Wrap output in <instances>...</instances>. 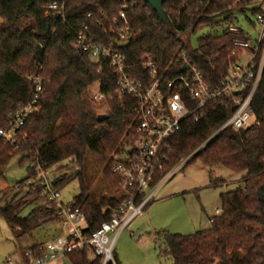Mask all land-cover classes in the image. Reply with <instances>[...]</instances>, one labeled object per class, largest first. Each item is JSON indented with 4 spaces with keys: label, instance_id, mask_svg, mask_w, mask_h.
Listing matches in <instances>:
<instances>
[{
    "label": "trees",
    "instance_id": "trees-1",
    "mask_svg": "<svg viewBox=\"0 0 264 264\" xmlns=\"http://www.w3.org/2000/svg\"><path fill=\"white\" fill-rule=\"evenodd\" d=\"M49 0H0V128L8 129L18 109L33 95L31 77L40 74L44 93L41 108L34 112L15 143L0 137V177H6L14 156L28 163L27 176L2 192L5 205L0 213L8 221L18 243L34 237V231L59 220L58 207L42 194V187L30 182L39 166L47 169L68 159L78 164L81 192L72 202L83 213L87 235L107 220L111 210L124 198L121 180L113 171L119 155L127 152L134 130L137 100L116 91L118 76L107 61L92 60L72 45L81 32L96 41L116 44L125 54L131 71L139 79L152 81L143 61L155 62L164 81L189 75L185 64L177 60L185 53L190 64L203 74L212 89H219L231 68L239 64L241 48L236 38H245L239 13L262 12L255 0H165L172 26L168 30L151 5L143 0H57L65 3L63 15H48ZM133 36L117 43L125 20ZM252 23H254L252 21ZM232 25L241 28L236 34ZM207 32L193 48L188 41L200 28ZM264 45L253 68L258 71ZM244 52V51H243ZM98 84L108 103V117L98 119L89 88ZM247 92H244L246 94ZM237 95V94H236ZM238 103L231 94H223L200 110L199 120L187 118L171 138V150L165 168L154 184L174 170L183 160V168L196 160L208 167L223 165L244 172L243 185L221 194V213L211 218V226L191 234L156 232L161 253L172 257V264H264V66L252 100L257 122L235 129L222 125L233 115ZM92 155L96 167L103 170L113 194L91 190L86 177V162ZM73 175L53 180L63 188ZM25 194L15 192L16 187ZM35 207L26 216L19 212L28 204ZM38 244L21 249V262L29 264L26 251L40 253ZM88 248L69 253L67 264H101V257H91ZM93 254V253H92ZM111 264V263H109Z\"/></svg>",
    "mask_w": 264,
    "mask_h": 264
},
{
    "label": "built area",
    "instance_id": "built-area-1",
    "mask_svg": "<svg viewBox=\"0 0 264 264\" xmlns=\"http://www.w3.org/2000/svg\"><path fill=\"white\" fill-rule=\"evenodd\" d=\"M255 4L263 9L255 14L256 22L260 24L259 37L253 40L249 33L244 32L245 38H236L234 42L244 54L248 52L252 57L247 65L240 62L233 66L219 89L210 87L200 70L189 63L187 55L183 52L177 60L185 64V67L188 66V76L179 75L164 81L162 77L157 76L155 62L146 59L143 61V67L149 70L153 79L147 81L132 74L125 54L117 49L115 43L96 41L83 32L73 39L72 45L86 52L92 60L109 63L113 73L119 78L116 89L119 95H130L137 100L134 108V130L130 136L128 150L118 156L113 166V171L121 180L120 192L124 198L115 208H103V213L111 210V214L98 229L87 235L83 232L87 226L83 213L73 203L66 204L61 200V190L55 188L54 179L49 177L50 168L39 166L37 176L30 179V182L40 185L42 194L58 207L59 220L56 224L61 233L38 243L39 256H36L33 250L26 251L29 264H57L61 258L68 260L69 253L85 248L90 249L94 256L101 257V264H118L113 254L117 238L124 230L130 229L134 221L151 204L157 191L155 187L160 182L154 184L155 179L165 168L171 150L169 142L182 128L183 122L189 117L199 120L200 110L208 102L220 95L231 94L239 106L220 130L228 126L241 129L256 124L252 100L262 76L264 48L258 71L254 70L253 64L261 45H264V0H255ZM46 8L48 15H63L65 3L49 0ZM121 17L125 22L117 43H124L133 36L125 13H122ZM230 30L236 34L241 32V28L235 25H232ZM31 79L34 85L31 100L16 111L8 129L0 128V137L11 143H15L19 135L24 133L23 129L30 116L41 108L43 78L40 74H35ZM234 92L238 94L235 95ZM92 96L96 101L105 98L100 87ZM216 212L220 214L221 208H217ZM111 232H114L112 238Z\"/></svg>",
    "mask_w": 264,
    "mask_h": 264
},
{
    "label": "rangeland",
    "instance_id": "rangeland-1",
    "mask_svg": "<svg viewBox=\"0 0 264 264\" xmlns=\"http://www.w3.org/2000/svg\"><path fill=\"white\" fill-rule=\"evenodd\" d=\"M238 17L241 27L256 40L259 37L260 24L256 22L255 15L251 12L239 13ZM205 32L207 30L202 27L192 34L189 45L196 48L199 36ZM243 53V50L238 52L240 56ZM251 57L252 54L246 52L241 62L247 65ZM98 87V84H94L89 88L90 96ZM95 107L97 112L106 114L108 103L97 101ZM185 163L186 161H182L157 184L151 204L130 229L124 230L118 236L113 252L118 264H172V257L160 252L155 239L156 232L191 234L209 228L210 218L217 215V208H222L221 194L243 185L244 172L232 171L223 165L208 167L200 160L183 168ZM28 165L20 162V156L12 158L5 179L0 177V207L5 205L1 191L24 179L28 174ZM78 168L79 165L71 158L50 168L51 179L74 174L70 182L61 188V200L66 204L72 203L81 192L80 178L75 175ZM86 177L90 179L91 190L99 192L104 189L107 194L115 193L109 187L103 170L96 167L92 155H89L86 162ZM26 191L27 186L23 190L17 186L15 190L21 194ZM34 207V203L28 204L21 209L20 216H26ZM60 233L56 223H48L34 231L33 239L22 240L19 244L8 221L0 213V264H22L21 249ZM113 235L114 232H111L110 238ZM91 257H94L92 253ZM66 263L64 258L57 261V264Z\"/></svg>",
    "mask_w": 264,
    "mask_h": 264
},
{
    "label": "water",
    "instance_id": "water-1",
    "mask_svg": "<svg viewBox=\"0 0 264 264\" xmlns=\"http://www.w3.org/2000/svg\"><path fill=\"white\" fill-rule=\"evenodd\" d=\"M131 1V0H129ZM151 5V7L157 12L160 19L166 24L167 29L170 30L172 26L171 19L164 8V2L165 0H143ZM185 69H188V66L185 67ZM234 94H238V92H234ZM108 117L107 114H100L98 119L100 121L106 119Z\"/></svg>",
    "mask_w": 264,
    "mask_h": 264
},
{
    "label": "crops",
    "instance_id": "crops-1",
    "mask_svg": "<svg viewBox=\"0 0 264 264\" xmlns=\"http://www.w3.org/2000/svg\"><path fill=\"white\" fill-rule=\"evenodd\" d=\"M4 186H7V184H4ZM4 186H3V187H4ZM211 218H212V217H211ZM211 218H210V221H211ZM67 263H68V260H67ZM67 263H66V264H67ZM22 264H23V262H22Z\"/></svg>",
    "mask_w": 264,
    "mask_h": 264
}]
</instances>
